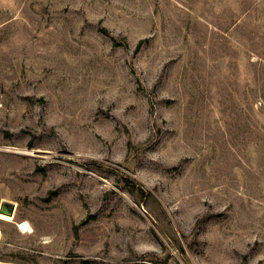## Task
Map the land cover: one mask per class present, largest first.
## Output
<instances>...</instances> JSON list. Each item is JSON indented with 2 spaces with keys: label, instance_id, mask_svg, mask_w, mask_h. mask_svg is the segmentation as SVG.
<instances>
[{
  "label": "rangeland",
  "instance_id": "374dc122",
  "mask_svg": "<svg viewBox=\"0 0 264 264\" xmlns=\"http://www.w3.org/2000/svg\"><path fill=\"white\" fill-rule=\"evenodd\" d=\"M2 200L0 264H264V0H0Z\"/></svg>",
  "mask_w": 264,
  "mask_h": 264
},
{
  "label": "bare ground",
  "instance_id": "6f19581e",
  "mask_svg": "<svg viewBox=\"0 0 264 264\" xmlns=\"http://www.w3.org/2000/svg\"><path fill=\"white\" fill-rule=\"evenodd\" d=\"M1 208L3 210L0 211V218H4L6 220H11L13 217V215H12L13 212H9V210L11 209L13 211V206L10 208L9 204H4V205H2ZM16 225L19 229H22V230H27V229L31 228L30 224L26 220H20V221L16 222ZM9 264H27V263L21 262V261L20 262L16 261V262H10Z\"/></svg>",
  "mask_w": 264,
  "mask_h": 264
},
{
  "label": "water",
  "instance_id": "95a60500",
  "mask_svg": "<svg viewBox=\"0 0 264 264\" xmlns=\"http://www.w3.org/2000/svg\"><path fill=\"white\" fill-rule=\"evenodd\" d=\"M4 204H9V207H10V208H11L12 206H14V205H12L13 203H12L11 201H8V200H2L1 203H0V211L3 210L1 207H2V205H4ZM10 208H9V209H10ZM9 212H13V211L10 209ZM12 214H13V213H12Z\"/></svg>",
  "mask_w": 264,
  "mask_h": 264
}]
</instances>
